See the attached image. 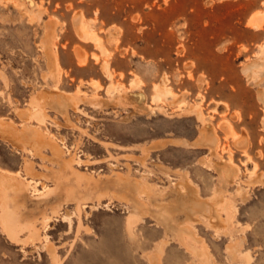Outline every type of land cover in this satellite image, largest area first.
Segmentation results:
<instances>
[{
	"label": "rangeland",
	"instance_id": "obj_1",
	"mask_svg": "<svg viewBox=\"0 0 264 264\" xmlns=\"http://www.w3.org/2000/svg\"><path fill=\"white\" fill-rule=\"evenodd\" d=\"M76 13L102 38L105 53L79 35ZM258 15L262 24L250 25ZM49 47L56 74L48 67ZM263 48L264 0H0V169L8 185L12 177L29 182L21 201L7 190L21 239L10 241L0 227V264H55L48 245L60 264H148L153 253L160 264H200L175 237L176 224L188 223L203 238L193 245L206 247L213 264H264ZM163 77L180 104L151 100ZM55 86L75 102L67 106L69 122L44 98L42 124L19 115ZM225 122L239 140L221 130ZM205 124L214 128V150L197 143ZM37 126L65 158L80 160L77 174L122 175L128 185L86 192V180L76 174L57 180L61 165L50 147L23 132ZM225 159L235 167L230 175L213 165ZM184 176L206 201L205 212L217 194L228 201L229 224L215 230L191 223L185 204L171 193ZM133 180L142 185L137 189ZM131 212L139 219L129 234ZM43 216L49 217L44 224ZM32 220L40 234L33 241L25 227Z\"/></svg>",
	"mask_w": 264,
	"mask_h": 264
},
{
	"label": "bare ground",
	"instance_id": "obj_2",
	"mask_svg": "<svg viewBox=\"0 0 264 264\" xmlns=\"http://www.w3.org/2000/svg\"><path fill=\"white\" fill-rule=\"evenodd\" d=\"M73 21H74L75 27L77 29V32L79 33L80 36H82L86 40L87 39L92 40L96 44V46H98L100 48V50L103 53L106 52V48H105V46L103 44L102 38L94 31V29H92V27L88 24V22H86V20H84L83 16L80 13H78V14L76 13V15L73 18ZM262 21H263L262 15H258L256 17H252L249 20V24L253 25L254 27H259L262 24ZM46 54H47V60H48V67H49L50 71L53 74H56V71H59V70H57L59 64H58V61L56 59L55 53L49 47V48L46 49ZM262 56H264V48H263V50L260 53V57H262ZM261 61L260 62L258 61V63H261ZM258 63L257 62L250 63L245 68L246 73L247 72L250 73L251 69L255 65H257ZM102 67H104V69L108 72V68H107L108 66L106 64L103 65ZM109 74H111V73H109ZM166 81H167V78L163 77L159 82H157L155 84L154 93H153V96H152L151 100H153L154 102H158V101L162 102L164 98H170V100H169L170 102H176V103L180 104L181 103V101H180L181 96L176 94L172 90L171 86L167 85ZM94 85L98 86V84L96 82L94 83ZM110 88H111L110 91H112V89L117 88V87L115 85H112V86L110 85ZM45 92H47V91L42 92L43 94L41 93L36 98L34 97L35 99L32 100L30 111L19 112V115L22 118H24V119H26V118L28 119V117L32 116V118L33 117L35 118L37 123L42 124L45 121L46 116H47L45 110L42 108V105L44 103L41 104V101H40V100H42V102H44L43 101V98H44V100L45 99L50 100L56 106V108L62 113V115L67 119V121L69 122L68 115H67V106L68 105H71V107L72 106H76L75 102L69 97L70 95L65 94L60 89H58L56 86H55V88L52 91H50L48 93H45ZM159 104H161V103L159 102ZM200 118H202V115H201ZM12 128L14 129V127H12ZM220 128L227 135L231 134L237 140H239V137H238L237 133H235V131H233L230 123H228V122L222 123L220 125ZM24 131H28L29 132L27 134L31 136V139H32V141H34L35 145H40V147H41V144H47L50 147V149H51L52 153L54 154L55 158L57 159V161L61 165V169H60L61 173L60 172L59 173L56 172L57 175H58L57 180L60 179L59 178L60 176L66 175V173L67 174L68 173L76 174V176L79 179H82V180L85 179L86 180L85 181L86 185H87L86 186V192L87 191L96 192L97 190L99 191L102 187H104V185L107 186L106 185L107 183L108 184L112 183L114 185H122V184L124 185V184L128 183L126 178H124L122 175H117L114 178H109V179H105V180H100V179H96V178L94 179L91 176L90 177L83 176V174L79 175L80 173L77 174V172H76V170L74 168V163L75 164H80V160H76L77 158L74 157V155L73 156L70 155L71 156V157L69 156L70 158H65L63 156L64 152H63L62 147H60V145L56 142V140H54L52 138L51 135H49V136L46 135L47 132L44 133L39 126L34 127V128H32V127L28 128L27 127L26 129L24 128L23 132ZM23 134H25V133H23ZM200 134L201 135L199 137V140H197V143L198 144L208 145V148H210L211 150H214V147L217 146V144H218V140H217V137L215 135L214 128L211 126V124H205L202 127V131H201ZM167 140L163 141V143H161L160 140H159V142H160L159 144L160 145H162V144L165 145L167 143ZM237 140H235V142ZM174 141H177V140H174ZM243 144H244V141L240 144V146H243ZM152 145L155 146V147L158 146V145H156V142H154V144L152 143ZM37 147H39V146H37ZM39 150H40V148H39ZM144 152H145V150H144ZM32 153H33V151H32ZM27 163H28V161H27ZM29 164H30V162H29ZM213 165L215 166L216 170L218 172H220V173L224 172V174L230 175L231 173L235 172V167L233 166V164L230 161H226V159L225 160L215 161V163ZM160 167L163 168V170L166 169L167 171L170 169V168L165 167L163 165H161ZM28 168H30V167L28 166ZM30 169H28L27 171H30ZM32 169H31V171H33ZM3 171H5V170H3ZM175 172H178V171H175ZM7 174L8 173H3L2 170L0 169V225H1L0 227H2V231L4 232V234L7 236V238L10 241L18 243V242H20V239H21V238L18 237V231L21 229V227H20L21 223L19 224V222L21 220L18 221L19 217H20L18 215V212L16 211V209L11 208V206L9 205V200L7 199V197H8L7 196V192H8L7 190L8 189L9 190L10 189L14 190L15 193L13 192V195H15L16 202H18L21 198L24 197L23 196V192H24L25 189H24L23 186H29V182L26 181V182L23 183L22 180L12 177V179H11L12 183H11V185H8L7 182L3 181L4 177L9 176ZM12 176H15V174L12 175ZM185 176L182 177V180L179 179V182H177V185L175 184L176 187L175 186L174 187L176 189L174 190V193L180 194L183 197V199L181 201L186 200L188 202L187 203V208L186 207H184V208H186V213H187L186 216L190 219L191 223L200 221V222H203L204 224L214 228L215 230H220L221 228L225 227L226 224H229L231 222V218H232L233 213H232L231 209L228 206V203H227L228 201H226L220 194H217L212 200H210L208 212H205V210H204L205 202H202L201 201L202 199L200 200L197 197V188L193 187L187 181V179H186L187 177L185 178ZM184 178L186 179V181L188 183L185 180H183ZM134 182L135 183H131V185L132 186L134 185V187H136L137 189H138L139 185H142V184H140V181L136 180ZM143 182H145V181H143ZM110 187H111V185H110ZM141 188H142L143 191L148 192V189H147L148 187L146 185L141 186ZM33 190L36 191V188H33ZM171 193L173 194V192H171ZM70 198L72 199V201L75 200V199L76 200L78 199V198L74 197V195L71 196ZM66 199H68V198H66ZM24 201H26V200H24ZM35 201H36V199H35ZM137 203H139V202H137ZM20 205H21V203H20ZM84 205H85V203L84 204H80V205L78 204L77 209L79 210V213H80V210H83L82 208L84 207ZM147 206H145V207H147ZM140 208H141V206H140ZM200 214H202V215L204 214V216L206 214L207 216H206V218H201V217H199V216H201ZM20 219H22V218H20ZM138 219H139V217L136 216V214L134 212H131L128 215V219H127V222H126V228L129 231V234H132V227L134 226V224L136 223V221ZM47 220H49V217H47V216L44 217L43 216V220H41V221H43V224H44V222H46ZM34 221L35 220L28 221V222L26 221L27 224L25 226L29 230V235L28 236H29V238H31V240H32V238H40L39 237L40 234H39L38 228H37V226H36ZM23 222L25 223V221H23ZM71 222L72 221L69 219L68 223L70 224V226H71ZM47 225L48 224H45V227ZM171 226H172V224H171ZM174 229H177L176 231L178 232V236H175V237H178L181 240L180 242H182L185 245V247L190 251L191 255L196 256V257H198L200 259V260H198L200 262V264H203V263L204 264H213V262L210 260L211 258H209V256H208L209 252L206 251V247L205 248L202 247V249L198 250L193 245V243H197V242H199V243L201 242V244H202V242H203L202 239L203 238L199 237L196 234L194 226L192 224L188 223V224H184L182 226L180 224H176V227H174ZM23 243H25V242L23 241ZM235 245L236 244L234 243V244H231L229 246V251L231 253H233V247ZM201 246L202 245H200V247ZM200 247H198V248H200ZM47 250H48L49 254L51 255L52 261L55 264H60V262H58V257H57V252L55 251V247H53L51 245H48L47 246ZM246 256H248V255H246ZM210 257H211V255H210ZM147 259H148V264H160L158 253H153V254L147 255ZM249 259H250L249 257H244L243 258L244 262H246V261L248 262Z\"/></svg>",
	"mask_w": 264,
	"mask_h": 264
},
{
	"label": "crops",
	"instance_id": "obj_3",
	"mask_svg": "<svg viewBox=\"0 0 264 264\" xmlns=\"http://www.w3.org/2000/svg\"><path fill=\"white\" fill-rule=\"evenodd\" d=\"M218 161H219V160H218ZM221 173H223V174H224V172H221ZM181 180H182V179H181ZM193 187H194V186H193ZM175 189H176V188H175ZM175 189H174V190H175ZM179 195H180V194L173 193V197H174V196H175V197H177V198H176V200H178L179 198H181V200H182V199H183V197H182L181 195H180V196H179ZM197 197H198L200 200L202 199L201 197H199L198 193H197ZM201 201H202V202H206V201H205V200H203V199H202ZM182 202L185 204V206H184V207H186V208H187V203H188V202H187L186 200H183ZM209 203H210V201H209ZM186 208H185L184 210H186ZM185 214H186V211H185Z\"/></svg>",
	"mask_w": 264,
	"mask_h": 264
}]
</instances>
